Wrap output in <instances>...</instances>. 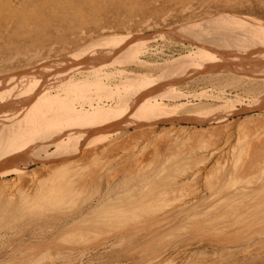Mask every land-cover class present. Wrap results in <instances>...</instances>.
<instances>
[{
	"label": "rangeland",
	"instance_id": "obj_1",
	"mask_svg": "<svg viewBox=\"0 0 264 264\" xmlns=\"http://www.w3.org/2000/svg\"><path fill=\"white\" fill-rule=\"evenodd\" d=\"M153 1L135 0L138 4L135 3L137 7L136 10L133 9L134 13H129V9H126L129 12L119 15L116 10L111 9L113 16H118L116 20H111L114 32L107 30L106 33L126 34V31L130 30L133 34L141 37L147 34L146 36L151 38L166 27L173 26L175 22L202 17L206 11L201 10L202 4L209 2ZM247 2L242 3L245 7L249 5L248 9L251 8L255 15L259 14L258 17L264 22V2ZM227 3L222 0L223 5ZM187 4L191 6L190 9L184 8ZM147 18L153 19L157 25L147 27ZM262 27L264 28L259 26ZM100 28L102 27L94 28V35L101 32ZM76 32L79 31L73 29L68 35L73 37ZM255 32L256 30L253 33ZM50 36L53 37L52 34ZM157 37L146 41V46L155 48L156 45V48H161L173 42L175 49L165 47L164 53L172 50V55L176 57L177 52L183 49L182 52H186L184 55L192 59L188 63H196L197 61H193L197 59L195 57L198 54L204 55L197 40L194 39L196 44L189 43V35L177 37L178 39L168 35ZM27 42L25 40V44H28ZM14 43L12 50L9 49L12 53L15 50H25L22 48V41ZM44 44L30 47L27 51L42 50L43 57L52 51L51 55L54 57L56 52L62 53L63 45L68 46V43L63 44L57 39L48 40ZM38 46L39 49L36 48ZM2 53L0 60L10 58L9 52ZM165 54L151 56L149 60H159V57L164 59ZM252 58L254 57H248L247 63ZM14 61L4 67L15 69L27 65L25 57L17 54ZM258 64L261 65V62ZM114 65L121 67L120 63ZM133 65L132 62L128 67L136 69ZM225 68V64L217 62L213 64V68H207L206 71L201 70L198 64L197 68L193 67L194 70L188 71L190 75H187L186 79L185 75H181L184 76L183 79L178 78L179 75L173 71L172 75H176L177 81L180 82H176V79L171 81L176 83L173 89L181 91L184 96L204 91L210 95L204 99L223 103L226 108L230 107L232 110H229L231 112L225 118L231 124L229 130L225 127V120L218 121L220 123L216 121L218 119L198 123L175 111L173 113L176 115L165 120H149V115L148 118L144 117L143 121L138 119L132 122L139 126L145 122L143 127L134 128L135 126L126 123L115 127L113 124L111 127H115V132L109 130L108 136L101 141H98L100 138H93L90 144L94 145H88L90 151L86 152L87 161L71 169L72 171L64 169L65 173L59 174L63 170L59 163H54L55 160L33 164L31 159L34 158L29 157L26 161L30 162L20 175L11 174L8 178L0 176V184L7 185L4 193L0 192V264H264V194L261 192V185L264 184V102L260 98L256 99V102L253 98L260 92L264 93V73L258 75L259 78L253 74L251 77L235 76L233 79V73ZM215 70L221 73L220 77L213 74L212 71ZM203 73L214 75L213 78L210 76L212 83L202 81L203 77L209 78L208 74ZM168 78L165 76L151 83L156 84L155 87ZM236 78L238 83L231 84L229 79L237 80ZM145 84H148V81ZM225 94L230 100L224 101ZM219 95L224 97L223 100ZM163 98L166 102L164 104L172 109L174 99ZM188 98L184 97L179 101L186 102V107L199 103L196 98ZM217 114L221 115L218 118L222 119L220 111L215 113L216 117ZM148 121L152 126L146 124ZM173 121L174 124L170 127ZM241 124L240 127L245 131L243 133L238 127ZM244 134L245 138L242 137ZM203 141L207 145L202 144ZM94 147L96 150H93ZM199 147L203 149H198ZM69 152L73 155V150L71 152L70 149ZM93 155L98 157L94 156L92 159ZM252 163L254 167L249 169ZM244 165L245 169L242 168ZM214 166L219 169L218 173L214 172L212 177H207V171ZM198 170H202L201 176L196 181L188 182L186 185H191V189L184 197L178 199L176 194L180 190L176 187V182L185 181ZM32 172L36 174L35 178L30 176ZM134 176H137V182L132 180ZM153 176L152 181L150 177ZM63 178L76 179L78 186L83 183L84 194H80L76 203L71 198V202L56 203L55 207L48 203L43 205L39 183L45 187L54 181L61 183ZM127 178L132 181L126 184L124 181ZM85 181L87 183H84ZM160 181L167 182V185L160 184ZM98 193L105 197L98 208L99 214L94 211L95 215L92 217L80 218V212H85L89 206L95 204ZM22 194L28 197L23 198ZM174 199L176 202H173ZM30 203L36 205L31 206ZM182 203H186L184 210L191 208L194 203L199 204L188 211L182 209L178 213L176 209ZM105 208L108 210L107 215H101L102 209ZM118 220L121 222L118 223Z\"/></svg>",
	"mask_w": 264,
	"mask_h": 264
},
{
	"label": "bare ground",
	"instance_id": "obj_2",
	"mask_svg": "<svg viewBox=\"0 0 264 264\" xmlns=\"http://www.w3.org/2000/svg\"><path fill=\"white\" fill-rule=\"evenodd\" d=\"M206 1L209 2L206 5L202 4L201 10H206L202 17L175 22L173 26L163 28L164 31L157 33V36L168 35L170 38H181V36L189 35V43L196 44L194 39L197 40L204 55L198 54L195 57L198 60H193L194 62L197 61L196 63H188L192 59H189L190 56L184 55L186 52H182L183 49L181 51L176 50L178 51L176 57L172 55L174 53L172 50H169L167 54L164 53L165 47L175 49L173 42H170L169 45L165 44L161 48H156V45L155 48L154 46H146V41L158 38L154 34L151 38L144 34L145 39V37L133 34L130 30H127L126 34L106 33L107 30L114 32L112 21L116 20L118 16H113L111 12L116 10V14L119 15L129 11V13H134L133 9L136 10L137 7L135 3L138 4L135 0H0V56L5 51L9 52L10 57L6 60H0V176L8 178L11 174L20 175L22 171L26 170L30 162L26 159L29 157L34 158L31 159L33 164L43 161L54 162L55 160L54 163H59L63 170L59 174L65 173L64 169L77 168L87 161L86 152L90 151L88 145H94L90 144L93 142V138H100L98 141L103 140L110 133L108 131L114 130L120 123L123 125H125L124 123L131 124L135 126L134 128L143 127L145 122H141L140 126L132 122L138 121V119L143 121L144 117L148 118L149 115V120H165L167 117L176 115L173 113L175 111L186 119L198 121V123L203 122V120H208V122L216 119H218L217 122L225 120L226 115L231 112L229 110L232 109L226 108L223 103L209 102L208 99H204L210 97L204 91L189 94L191 98L199 100V103L192 107H186V102L179 101L190 96H186V94L184 96L180 93L181 91L173 89L176 83H173L174 80L171 81V79H176V82L180 81H177V76L172 75V72L176 71L179 75L178 78L182 79L184 76L181 75H185L184 79H186L187 75H190L188 71L190 72L193 67L197 68L198 64L201 70H206L213 68V64L218 62L226 65L225 70L233 73L231 76L233 79L235 76H240V78L242 76L251 77L253 74L260 76L264 73V31L261 30L264 28H259V26H264V22L258 17L259 14L255 15L251 8L248 9L249 5L245 7L246 5L242 2L246 3L247 0H223L228 2L226 5L222 4V0ZM259 2L262 3L264 0H259ZM184 8L190 9L191 6L188 5ZM240 9H245V11ZM146 21L147 27L157 25L151 18H147ZM96 27L102 28L99 29L100 33L94 35V28ZM73 29L79 32H76L72 37L68 33ZM51 34L53 37L50 36ZM54 39L63 42V44L68 43V46H62V53L56 52L55 58L51 55L52 51L48 52L46 57H43L42 50L27 51L30 47L35 48L36 45ZM25 40L28 41V44H25ZM17 41H22V48L25 50H21V52L15 50L16 52L12 53L9 49L12 50L15 46L14 42ZM16 46L18 47L19 43ZM36 48L39 49V46ZM161 53L166 55L163 56L164 59L159 57V60L156 58L154 61L149 60L151 56H160ZM15 54L25 57L26 67L15 69L4 67L5 64L15 62ZM250 56L254 58L247 63V58ZM132 62L136 69L128 67ZM260 62L261 65L258 64ZM116 63H120L121 67L115 66ZM126 63L128 64L126 65ZM212 72L217 77L221 76L217 70ZM210 73H203L208 74L209 77L201 78L204 83H212L210 78H213L214 75L212 74L213 76L210 75V77ZM165 76L169 77L167 81L163 79L161 85L155 87L156 84L152 85L151 82ZM154 77L157 78L154 79ZM182 79L181 81H183ZM233 79H229L231 84L238 83V78H236L237 80ZM146 81L148 84H145ZM225 95H223L225 98L222 95L218 97L222 96L224 101L230 100ZM163 97H169L168 99L176 101L175 105L173 104L174 101H171L172 109L164 104ZM238 97L240 96L238 95ZM253 98L255 100L260 98L264 102V93L261 94L260 92ZM218 111L222 114V119L218 118L221 116H218L219 114L216 117L215 113ZM205 113H210V115ZM149 122L146 124L152 126ZM225 122V127L229 130L231 124L227 120ZM113 124L115 127H111ZM173 124L174 121L170 127ZM136 125L138 126L136 127ZM240 126L242 124L238 126L240 131L245 132ZM245 134L242 137L245 138ZM202 144L207 145L204 141ZM201 148L203 149V147ZM70 149L76 156L70 155ZM93 150H96V147ZM67 155L70 156L66 157ZM94 156L95 158L98 157L93 155L92 159ZM236 162L234 163L236 164ZM253 165L254 163L249 166V169H252ZM245 166L242 168L245 169ZM218 170L215 166L210 168L207 171V177H212L214 172L218 173ZM201 174L202 170H198L193 172L185 181H177L175 185L180 192L176 194V197L178 199L181 196L184 197V194L191 189V185L186 184L196 181ZM92 175L94 176V174ZM30 176L35 178L36 174L33 173ZM153 178L154 176L150 177V180ZM128 179H125L124 183L127 184L132 180L137 182L138 180L137 176H134L132 180ZM159 183L167 185L165 181ZM82 184L78 186L76 179L71 178L69 180L63 178L61 183L54 181L45 187L39 183L42 190V204L48 203L55 207L56 203H66L71 198L76 203L80 194L85 192ZM168 184L170 183L168 182ZM6 186L0 184L1 193H4ZM261 192L264 194V184L261 185ZM190 194L192 193L190 192ZM21 197L26 198L28 196L22 194ZM104 198L102 193H98L95 204L89 206L85 212H80V218L95 215L94 211L96 213L99 211L98 208L103 203ZM198 198L200 197H196V199ZM173 202H176L175 199ZM198 204L194 203L191 208ZM29 205L34 206L36 204L30 203ZM185 205L186 203H182L176 211L179 213L182 209L183 211L191 209L184 210ZM106 209H102L101 215H107L108 210ZM120 222L121 220H118V223ZM41 254L43 253L41 252Z\"/></svg>",
	"mask_w": 264,
	"mask_h": 264
}]
</instances>
